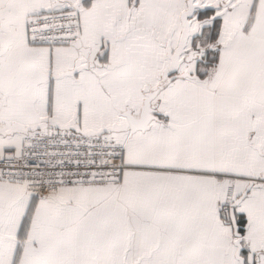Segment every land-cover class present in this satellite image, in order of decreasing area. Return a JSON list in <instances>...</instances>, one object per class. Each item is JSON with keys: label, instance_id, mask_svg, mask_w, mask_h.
Returning a JSON list of instances; mask_svg holds the SVG:
<instances>
[{"label": "snow or ice", "instance_id": "1", "mask_svg": "<svg viewBox=\"0 0 264 264\" xmlns=\"http://www.w3.org/2000/svg\"><path fill=\"white\" fill-rule=\"evenodd\" d=\"M0 264H264V0H0Z\"/></svg>", "mask_w": 264, "mask_h": 264}]
</instances>
